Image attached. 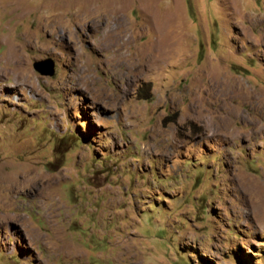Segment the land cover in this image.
I'll return each instance as SVG.
<instances>
[{
    "label": "rangeland",
    "instance_id": "obj_1",
    "mask_svg": "<svg viewBox=\"0 0 264 264\" xmlns=\"http://www.w3.org/2000/svg\"><path fill=\"white\" fill-rule=\"evenodd\" d=\"M0 264H264V0H0Z\"/></svg>",
    "mask_w": 264,
    "mask_h": 264
},
{
    "label": "water",
    "instance_id": "obj_2",
    "mask_svg": "<svg viewBox=\"0 0 264 264\" xmlns=\"http://www.w3.org/2000/svg\"><path fill=\"white\" fill-rule=\"evenodd\" d=\"M55 60L52 57H47L44 59L36 60L34 62V67L39 72H41L44 75H53L55 74Z\"/></svg>",
    "mask_w": 264,
    "mask_h": 264
}]
</instances>
